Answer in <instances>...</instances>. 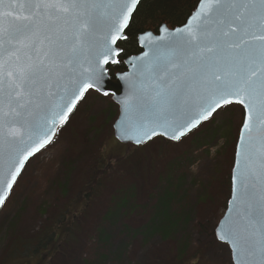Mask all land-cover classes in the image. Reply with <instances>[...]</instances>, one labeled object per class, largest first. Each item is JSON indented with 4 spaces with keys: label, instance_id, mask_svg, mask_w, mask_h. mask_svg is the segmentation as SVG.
Returning <instances> with one entry per match:
<instances>
[{
    "label": "water",
    "instance_id": "95a60500",
    "mask_svg": "<svg viewBox=\"0 0 264 264\" xmlns=\"http://www.w3.org/2000/svg\"><path fill=\"white\" fill-rule=\"evenodd\" d=\"M141 0H0V210L28 162L91 89L119 107L114 138L177 143L217 111L244 117L215 229L233 264H264V0H200L181 27L137 38L112 80Z\"/></svg>",
    "mask_w": 264,
    "mask_h": 264
},
{
    "label": "rangeland",
    "instance_id": "374dc122",
    "mask_svg": "<svg viewBox=\"0 0 264 264\" xmlns=\"http://www.w3.org/2000/svg\"><path fill=\"white\" fill-rule=\"evenodd\" d=\"M117 116L112 96L87 91L53 142L30 160L0 211V264H233L215 229L230 198L243 108H221L178 143L157 138L139 149L116 141ZM100 162L109 165L102 177L94 173ZM92 179L96 190L103 181L102 191L83 198ZM169 189L176 194L171 214L189 220L164 238L149 226ZM126 194L129 204L113 217ZM69 208L70 247L50 259L44 252L22 256L38 249L37 234Z\"/></svg>",
    "mask_w": 264,
    "mask_h": 264
},
{
    "label": "trees",
    "instance_id": "16d2710c",
    "mask_svg": "<svg viewBox=\"0 0 264 264\" xmlns=\"http://www.w3.org/2000/svg\"><path fill=\"white\" fill-rule=\"evenodd\" d=\"M199 2L200 0H141L135 14L132 17L129 28L126 31L127 39L119 45L123 51L120 57L121 63L117 64L114 67H109L111 77H114L116 73L125 70L123 61L126 58L137 55L141 52L137 43V38L140 34L148 31L157 33L159 28L164 24L171 29L183 26L188 18L192 15V13L196 10ZM129 147L133 146L129 145ZM103 163L104 162H100L99 164H97L94 170V173L98 174V176L100 177L108 174V172L106 171L108 170L109 165H104ZM122 163L123 161L120 160V162H118L117 164ZM91 183L90 185L92 187L95 184V179H92ZM96 183L98 184V186H96L97 190L92 187L90 189L91 191L84 192L83 198L86 197L88 199H91L93 194L99 195V192L102 191L101 188H103V181L98 180L96 181ZM175 197L176 194L171 192L170 189L165 191L161 196L157 213L155 215L153 223H151V225L149 226V231H151L152 235L159 234L160 236L167 238L172 233H175L182 224H186L189 220V217L186 216L187 214L185 215L183 212H178L177 214L174 213L173 215L171 214L170 208L171 204L175 200ZM129 198L130 196L128 194L120 198V200L116 204L117 210L113 213V217L117 214V212L125 208V205L129 204ZM180 200L181 199H179L178 201ZM68 214H72L70 208L67 212H63L60 214V220H58L57 224H55L53 228H51L50 230L45 229L37 234L34 242L38 244V249L34 251V253L22 256L30 257V255L32 254L36 255L42 254V252H44L47 256L49 255L48 257L50 259L51 255H57L61 248L65 246L70 247L67 242L68 238H70L71 232V227H69V225H71L72 222L68 221L69 225H67V221L64 222L65 220H67ZM19 242H22L21 245L31 243L25 242L23 240ZM17 245L18 242H15L10 249H15Z\"/></svg>",
    "mask_w": 264,
    "mask_h": 264
},
{
    "label": "flooded vegetation",
    "instance_id": "af4514ba",
    "mask_svg": "<svg viewBox=\"0 0 264 264\" xmlns=\"http://www.w3.org/2000/svg\"><path fill=\"white\" fill-rule=\"evenodd\" d=\"M121 63V59L116 63V64H120ZM116 66V65H115ZM124 67H125V64H124ZM126 71V67H125V70L124 71H122V72H119V73H123V72H125Z\"/></svg>",
    "mask_w": 264,
    "mask_h": 264
},
{
    "label": "bare ground",
    "instance_id": "6f19581e",
    "mask_svg": "<svg viewBox=\"0 0 264 264\" xmlns=\"http://www.w3.org/2000/svg\"><path fill=\"white\" fill-rule=\"evenodd\" d=\"M30 162V161H29Z\"/></svg>",
    "mask_w": 264,
    "mask_h": 264
}]
</instances>
